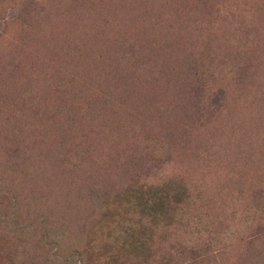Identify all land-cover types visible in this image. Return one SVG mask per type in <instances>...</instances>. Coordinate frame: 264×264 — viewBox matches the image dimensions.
Segmentation results:
<instances>
[{
    "label": "trees",
    "instance_id": "1",
    "mask_svg": "<svg viewBox=\"0 0 264 264\" xmlns=\"http://www.w3.org/2000/svg\"><path fill=\"white\" fill-rule=\"evenodd\" d=\"M249 1L123 0L122 32L103 37L92 31L91 37L77 40L74 46L66 43L62 47L56 41L48 42L53 53L48 58H40L42 78L22 93L25 109L16 108L9 116L2 112L0 138L19 137L24 130L28 131L31 148L35 147L43 156L40 170L48 178V173L56 168L59 182L53 180L51 185L39 182L43 175L35 169L39 165L31 158L26 172L18 167H7L4 173L10 180L2 198H10V212H0V223L5 227L14 226L8 232L15 238L18 233L26 234V227L17 225L19 219L25 220L20 218L21 210L30 206L39 209L35 200L63 191L65 183L73 199L81 200L86 211L82 215L63 200L61 231L57 238L48 231L52 220L48 223V219L35 221L28 217L26 225L42 233L37 241L49 237L46 250L50 244L55 249L51 255H16L13 264H87L84 256L89 230L117 206L119 199L139 191H154L165 203L162 218L152 228L153 245L146 255H162V258L169 255L172 257L168 259L169 264H210L211 259H217L209 249L216 235L211 226L216 215L210 218L207 211L215 198L206 193L201 184L194 183V179H186L183 170L171 169L170 173L160 175L154 170L171 161L169 170L176 162L166 146L178 136L175 119L180 123L182 116L188 121L200 113L219 121L230 105L227 103L230 98L233 102L226 111L247 103L249 96L250 109L263 100V93L255 94L257 35L250 18L253 8L244 7ZM198 12L220 16L209 27L203 26L200 17L195 18L200 23L192 20V29L197 31L194 43L190 32L185 35V28L168 23L172 14L193 16ZM118 23L102 18L100 27ZM181 25L185 24L181 22ZM227 25L233 33L226 36L221 46L218 33L225 32ZM243 31L241 40L239 34ZM39 34L40 30L32 33L31 39L35 41L37 35L36 39L45 42L47 36ZM222 48L226 50L223 55ZM18 66L13 59L0 60V99L6 90L2 80L7 79V84ZM195 98L210 99L212 104H205L201 111L197 108L195 114L188 117L195 108L191 105ZM11 106L14 103L8 102L7 107ZM227 122L225 118L218 129L223 134L219 137L221 141L226 137L224 131L227 134L228 126L231 127ZM182 129L186 137L181 142H189L184 125ZM48 142L47 151L44 144ZM217 143L221 147L222 162L229 148L227 150L223 142ZM5 148L10 156V151L17 152V146H12L11 142ZM186 164L188 158L183 157L180 166ZM26 165L25 160L20 164ZM174 170L180 175L172 172ZM23 183H30L32 197L27 202H21V197L14 194L23 189ZM78 184H82L83 190L71 191ZM257 187L261 197L256 200L254 214L264 208V184ZM256 234L260 236L258 229ZM253 243L259 249L257 264H264V248H260L259 242ZM43 247L45 243L40 248ZM201 256L208 257L199 260Z\"/></svg>",
    "mask_w": 264,
    "mask_h": 264
},
{
    "label": "rangeland",
    "instance_id": "2",
    "mask_svg": "<svg viewBox=\"0 0 264 264\" xmlns=\"http://www.w3.org/2000/svg\"><path fill=\"white\" fill-rule=\"evenodd\" d=\"M122 6L123 0H0V60L13 59L15 64L19 65L13 70L14 77L7 84V79L2 80L6 90L0 99V115L3 112L9 116L16 108L25 109L22 103V93L42 78L39 64L43 62L40 58H48L53 53L48 42L56 41L57 45L62 47H65L66 43L74 46L77 40L84 41L82 39L91 37L92 31L103 37H110L113 32H122L123 11L120 10ZM249 6L253 8L250 18L254 24V33L257 35L255 55L258 62L255 61L254 64L258 65L253 75L257 80L258 87L255 93L257 95L264 94V0H250L244 7ZM219 16L220 14L206 16L202 12L193 16L172 14L168 23L174 24V27L180 25L185 28V35L188 36L187 31L190 32L194 43L197 39V31L192 29L194 26L192 20L200 17L203 26L209 27L218 21ZM102 18L112 19L120 24L100 27ZM181 22L185 25H181ZM39 30V35L47 36L44 38L45 42L36 39L37 35L34 37L35 41L31 39L32 33H37ZM224 30L225 32L220 30L218 33L221 37L218 44L221 46L226 36L233 33L229 25ZM244 33L243 31L239 34L241 40ZM28 35H30L29 39L20 40ZM16 43V48L13 49ZM221 51L222 55L226 52L224 48ZM75 86H78L77 82ZM262 99L254 104L253 109H250L247 105L250 101L249 96L247 103L240 104L237 109L232 107L226 111L233 102L230 98L227 102L230 105L228 107L226 105L223 118L219 121L210 120L208 116L200 113L197 118L191 117L197 108L201 111L205 108V104H212L210 99H193L191 105H195V108L188 116L191 119L187 121L182 116L180 123L175 119V126L179 127L178 136L166 145L167 152L171 149L176 162L169 170L168 166L171 161L163 164L162 168L154 170L158 175L168 174L171 169L180 172L183 170L186 173L183 174L187 177L186 179H194V183L201 184L203 190L215 198L213 204L207 208L210 218L216 215V220L211 223L216 235L209 249L211 255H216L217 259L215 261L211 259L213 262L210 264H257L256 255L259 254V249L253 242H259L260 248H264V208H262L263 211L259 210L261 213L254 214L257 206L256 200L261 197L257 185L264 184V181L261 182L264 175V97ZM8 102L14 103V106L7 107ZM179 108L184 114L181 106ZM225 118L231 127L228 126L227 134L224 131L226 140L221 141L219 137H223V134L218 129ZM182 125L185 126L189 135V142L186 140L181 142L182 138L186 137L183 135ZM219 141L226 144L227 150L229 148L222 162H220L221 151H219L221 147L217 143ZM8 142H11L12 146H17V152L12 154L10 151L11 156L6 154L5 145ZM31 144V136L26 130L19 137L0 138L1 213L5 214L8 210L10 212V198H2L10 180L9 175L4 173L7 167H18L19 170L26 172L29 170L31 158L39 165L35 169L43 175L39 182L45 185L47 183L51 185L53 180L59 182L56 168H52L48 173V178L40 170V166H43L40 159L43 156L38 154L35 147L32 149ZM44 146L48 151L50 142ZM189 148L188 152L182 153L183 150ZM214 148L218 149L214 152L212 151ZM214 154H216L215 157ZM183 157L188 158V164L181 167ZM23 160L27 162L26 166H20ZM176 171L172 172L177 173ZM62 186H65L63 191L36 199L39 209L30 206V209L24 207L21 210L20 218H25V220L19 219L17 225L25 226L26 234L18 233L15 238L12 233L8 232L13 230L14 226L8 224L5 227L0 223V264L15 263L14 256L16 255H51L54 251L52 244L46 250L49 237L44 238L42 242L37 241L42 233L33 231L26 225L28 217L35 221L48 219V223L52 220L48 231L57 238L61 231L59 224L61 211H64L63 200L67 201V205L71 208L79 210L84 215L86 208L82 201L73 199L67 183ZM29 187L30 183H23V189L20 192L14 191V194L21 197V202H27L32 197ZM78 187L71 191L83 190L82 184ZM57 189L60 188L57 187ZM163 201L162 196L154 191L128 193L121 200L119 199L117 206L89 230V244L84 256L86 263L169 264L168 259L172 258L169 255H165V258H162V255H156L157 257L146 255L153 245L152 228L155 223H159L158 221L162 218L161 214H164L165 203ZM75 223L77 225L76 221ZM37 226L40 228L38 224ZM257 229L260 231V236L256 234ZM70 241H73V237ZM43 243L45 247L40 248ZM206 258L201 256L199 260Z\"/></svg>",
    "mask_w": 264,
    "mask_h": 264
}]
</instances>
